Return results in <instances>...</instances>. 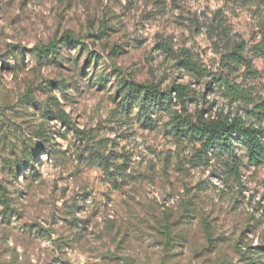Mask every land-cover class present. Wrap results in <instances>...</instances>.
Instances as JSON below:
<instances>
[{
	"label": "rangeland",
	"instance_id": "374dc122",
	"mask_svg": "<svg viewBox=\"0 0 264 264\" xmlns=\"http://www.w3.org/2000/svg\"><path fill=\"white\" fill-rule=\"evenodd\" d=\"M263 15L261 0H0V264H264V164L242 146L239 174L228 154L202 158L167 114L148 130L117 92L120 78L180 86L191 117L241 116L158 49L217 71ZM53 39L54 59L30 51ZM247 57L264 97V61ZM31 152L33 174L15 166Z\"/></svg>",
	"mask_w": 264,
	"mask_h": 264
},
{
	"label": "trees",
	"instance_id": "16d2710c",
	"mask_svg": "<svg viewBox=\"0 0 264 264\" xmlns=\"http://www.w3.org/2000/svg\"><path fill=\"white\" fill-rule=\"evenodd\" d=\"M255 37L257 39H253L249 50H247V43L243 41L232 43L228 50L220 55L217 71L202 68L187 54H183L182 58L173 56L166 43H161L158 49L173 57L177 67L189 74L194 82L199 83L209 76L210 80L205 85L218 92L230 106L237 105L238 108H241V116L222 110L214 116L211 114L205 116L209 112L207 109L198 112L195 117H191L186 113L187 95L183 87L173 86L171 89L162 91L154 85L136 84L122 78H120L117 88L120 105L128 109L136 108L137 120L148 130L155 129L160 113L167 114L172 136L197 144L199 146L197 153L205 159L209 156L228 154L226 164L236 174H239L238 163H241V158L237 155L240 146L244 149L247 163L250 166L257 167L264 164V97L253 94L250 87L244 83L247 79L259 78V73L253 69L252 61L247 57V52L249 51L253 57L261 58L264 61V15L258 24ZM225 41L227 44H231L228 35ZM64 42L72 43L74 40L66 35ZM58 44L59 42L53 39L46 45L34 47L30 51L41 60H47L50 57L54 59ZM17 51L16 48L15 59L17 56L23 55V51ZM108 77L106 73L96 75L94 84L105 88ZM176 105L180 106L182 114L174 110L173 106ZM57 118L65 123L67 128H70V123L63 116ZM33 157L32 152L28 153L23 160L17 161L16 168L29 166L27 168L30 174H33L35 170L29 163Z\"/></svg>",
	"mask_w": 264,
	"mask_h": 264
}]
</instances>
